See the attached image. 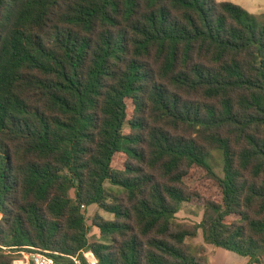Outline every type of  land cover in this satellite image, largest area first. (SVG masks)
<instances>
[{"label": "trees", "instance_id": "obj_1", "mask_svg": "<svg viewBox=\"0 0 264 264\" xmlns=\"http://www.w3.org/2000/svg\"><path fill=\"white\" fill-rule=\"evenodd\" d=\"M194 169L220 197L191 226ZM92 206L113 219L90 226ZM208 246L264 264V13L0 0V264H210Z\"/></svg>", "mask_w": 264, "mask_h": 264}, {"label": "rangeland", "instance_id": "obj_2", "mask_svg": "<svg viewBox=\"0 0 264 264\" xmlns=\"http://www.w3.org/2000/svg\"><path fill=\"white\" fill-rule=\"evenodd\" d=\"M231 1L235 4L247 2L249 4L248 7L253 9L248 11L254 15L260 16L264 13V0H230V2ZM259 8H262V10L259 11ZM213 160L214 156L211 158L210 163L215 167L217 174L223 177L222 167L216 166ZM185 181L193 192L196 191L201 195V198L193 200L192 203L184 204L182 210L177 215V218L178 221L182 224L191 226L198 225L202 222L204 217L206 199H218L220 197L219 189L214 182L207 178L206 173L200 169H194ZM71 196H75L74 192L71 193ZM85 211L86 217L88 219V224L90 226L92 225V220L96 215H100L105 220L113 219L111 215L104 213L96 206L89 207ZM90 239H97L98 241L104 242V240L100 237L99 231L94 227H92ZM188 242L197 247L204 245L201 233L197 238L189 239Z\"/></svg>", "mask_w": 264, "mask_h": 264}, {"label": "crops", "instance_id": "obj_3", "mask_svg": "<svg viewBox=\"0 0 264 264\" xmlns=\"http://www.w3.org/2000/svg\"><path fill=\"white\" fill-rule=\"evenodd\" d=\"M217 1L218 2H230V0H217ZM230 3H232V1ZM235 5H238L247 11L253 10L250 7H248L249 4L247 2L236 3ZM259 9H260L259 11L262 10V8H259ZM207 249L209 253V263L210 264H248L249 263L248 258L241 257L237 254L230 253L222 249H217L211 246H208Z\"/></svg>", "mask_w": 264, "mask_h": 264}, {"label": "built area", "instance_id": "obj_4", "mask_svg": "<svg viewBox=\"0 0 264 264\" xmlns=\"http://www.w3.org/2000/svg\"><path fill=\"white\" fill-rule=\"evenodd\" d=\"M84 208V207H83ZM83 256L88 264H98V259L92 251L84 252ZM75 264H81L74 259ZM13 264H57L54 259L45 253H23Z\"/></svg>", "mask_w": 264, "mask_h": 264}]
</instances>
